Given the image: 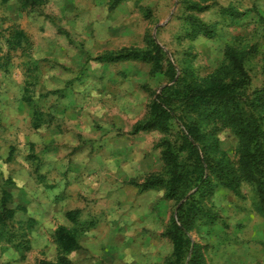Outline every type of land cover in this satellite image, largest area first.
Here are the masks:
<instances>
[{
	"label": "rangeland",
	"instance_id": "rangeland-1",
	"mask_svg": "<svg viewBox=\"0 0 264 264\" xmlns=\"http://www.w3.org/2000/svg\"><path fill=\"white\" fill-rule=\"evenodd\" d=\"M193 2L206 8L189 9ZM5 6L10 14L0 17V75L12 83L15 98L23 84L34 96L59 89L50 96L58 115L53 130L69 144L62 150L64 166L42 179L51 186L117 188L105 192L98 205L73 195L57 203L58 187L52 192L53 207L36 198L22 203L10 198L9 206L16 210L4 228L7 236L0 238V264L55 260L60 248L54 230L59 226L69 228L77 241L67 255L70 264H171L173 243L166 231L196 188L178 200L166 196L164 186L142 187L151 174L167 179L160 141L171 140L177 150L187 135L181 122L198 118L175 102L167 131L133 127L147 118L151 101L163 87L178 80L181 88L216 71L225 62L227 46L242 55L246 93L263 86L264 0H39L26 8H20L18 0H2L0 9ZM230 7L238 12H220ZM191 21L211 25L215 35L192 32ZM11 27L25 30L30 43L8 51L4 46ZM154 45L161 50V66L154 72L149 62L99 58L124 50H153ZM45 97L42 107L47 106ZM214 120L201 122L200 128H214L220 148L215 154L237 171V139ZM18 151L31 150L19 145ZM178 152L181 162L189 161L186 149ZM257 202L255 187L240 177L234 188L218 184L211 192L197 193L199 214L187 233L190 247L184 264L193 244L205 264H264V212L256 209ZM69 211L76 212L75 218ZM101 233L106 238H98Z\"/></svg>",
	"mask_w": 264,
	"mask_h": 264
},
{
	"label": "trees",
	"instance_id": "trees-1",
	"mask_svg": "<svg viewBox=\"0 0 264 264\" xmlns=\"http://www.w3.org/2000/svg\"><path fill=\"white\" fill-rule=\"evenodd\" d=\"M20 8H26L36 4L39 0H18ZM119 0H114L118 2ZM189 9L202 11L206 7L199 2L188 5ZM220 12L235 15L234 8H220ZM191 30L206 37L215 35V29L211 25L201 21H191ZM26 41V35L22 30L13 28L9 30V36L5 42L8 51L20 47ZM160 48L154 45L153 50H124L117 54H105L99 56L102 60H140L151 64V71H158ZM225 62L216 71L201 81L189 80L178 88V80L172 85L163 87L161 92L151 101L147 118L134 125L133 130H149L159 128L162 131L169 129L168 120L175 111L172 105L176 102L186 107L188 112L198 118L195 122L182 123L187 135H183V144L176 150L171 140L163 138L159 145L162 147L164 161V180L162 177L151 174L144 182L142 188L156 185L165 187L166 196L175 197L178 200L191 188H196L178 208L177 220L171 219L166 234L173 243V261L171 264H184L187 251L190 247V239L187 236L192 228L199 209L195 206V195L200 192H211L218 185L234 188L238 178L250 182L257 192L258 202L255 207L264 212V84L250 94L246 93L248 75L243 67L242 55L231 46L225 47ZM264 71V67H263ZM218 121L220 125L228 129L237 139L239 152V167L235 171L232 165L219 152V139L213 129L204 131L200 123L205 120ZM190 136L193 142L188 139ZM187 150L188 160H179V150ZM201 154V155H200ZM205 165V166H204ZM206 167L207 173L204 172ZM213 176V177H212ZM10 193L3 191L0 197V238L5 234L9 219L14 217L15 208L9 206ZM75 218V211L67 213ZM30 223L29 226H31ZM9 237V236H8ZM54 237L60 248L55 260L40 259L38 264H70L67 255L77 247L74 233L65 226H59L54 230ZM8 240H10L8 238ZM187 264H205L198 247L193 244V249Z\"/></svg>",
	"mask_w": 264,
	"mask_h": 264
},
{
	"label": "crops",
	"instance_id": "crops-1",
	"mask_svg": "<svg viewBox=\"0 0 264 264\" xmlns=\"http://www.w3.org/2000/svg\"><path fill=\"white\" fill-rule=\"evenodd\" d=\"M12 2L16 0H11ZM7 9V6L0 9V17L10 14ZM10 29L12 27L8 31ZM18 29L24 32L26 41L22 42L20 47L9 51L30 43L25 30L20 27ZM4 47L7 48L6 43ZM16 81L18 82V79ZM23 85L22 90L19 87L15 98L12 83L0 75V192H9L11 198L20 203L36 198L37 203H48L53 207L50 202L55 195L52 192L58 187L60 191L58 194L62 196L57 198V203L73 195L79 199L81 196L91 198L95 201L93 205H98L97 200L101 199L105 192H113L117 187H87L88 183H84L86 184L84 187H60L51 186V181L42 179L41 175L53 176V168L64 166L62 150H65L64 145L69 144L65 136L54 133L53 130L58 115L50 96L57 94L59 89L48 88L43 95L36 92L35 97L30 93L29 88ZM63 95L64 91H62ZM43 96L47 97V106L44 107L41 100ZM58 144L59 148H55ZM19 145H24L26 148L29 146L31 151L24 155L23 151H18ZM11 146H14L15 150ZM37 177L42 179V182ZM108 231L106 229L105 233ZM105 233L98 235V238H106Z\"/></svg>",
	"mask_w": 264,
	"mask_h": 264
}]
</instances>
